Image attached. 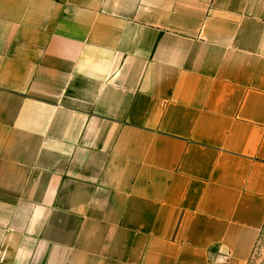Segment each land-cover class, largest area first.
Segmentation results:
<instances>
[{"label": "crops", "instance_id": "1", "mask_svg": "<svg viewBox=\"0 0 264 264\" xmlns=\"http://www.w3.org/2000/svg\"><path fill=\"white\" fill-rule=\"evenodd\" d=\"M264 228V0H0V264H248Z\"/></svg>", "mask_w": 264, "mask_h": 264}, {"label": "rangeland", "instance_id": "2", "mask_svg": "<svg viewBox=\"0 0 264 264\" xmlns=\"http://www.w3.org/2000/svg\"><path fill=\"white\" fill-rule=\"evenodd\" d=\"M248 264H264V229L258 240L256 254L254 255L253 260H249Z\"/></svg>", "mask_w": 264, "mask_h": 264}, {"label": "trees", "instance_id": "3", "mask_svg": "<svg viewBox=\"0 0 264 264\" xmlns=\"http://www.w3.org/2000/svg\"><path fill=\"white\" fill-rule=\"evenodd\" d=\"M263 229H264V228H263ZM257 245H258V242H257ZM257 245H256V247H255V249H254V251H253V254H252L250 260H253L254 255L256 254V248H257Z\"/></svg>", "mask_w": 264, "mask_h": 264}]
</instances>
